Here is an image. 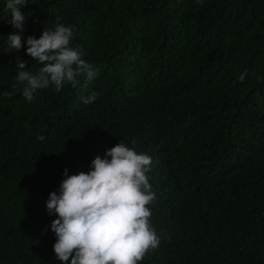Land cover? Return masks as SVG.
Instances as JSON below:
<instances>
[{
    "label": "trees",
    "instance_id": "16d2710c",
    "mask_svg": "<svg viewBox=\"0 0 264 264\" xmlns=\"http://www.w3.org/2000/svg\"><path fill=\"white\" fill-rule=\"evenodd\" d=\"M4 5L0 264H61L49 193L65 169L87 173L120 142L153 160L148 207L161 242L138 264H264V0H28L21 35L71 25L97 71L32 101L19 85L3 95L17 57L23 70L42 66L26 46L6 51L16 30Z\"/></svg>",
    "mask_w": 264,
    "mask_h": 264
},
{
    "label": "clouds",
    "instance_id": "9594fccd",
    "mask_svg": "<svg viewBox=\"0 0 264 264\" xmlns=\"http://www.w3.org/2000/svg\"><path fill=\"white\" fill-rule=\"evenodd\" d=\"M27 4L28 0H5L4 11L10 17L6 21L16 30L6 39V51L18 53L26 46V55L42 66L35 72L23 70L26 62L17 57V83L3 95H15L19 85L25 99L32 101L39 89L54 86L58 93L65 84L75 87L80 76L95 79L97 71L84 59L87 53L72 44L73 26L56 23L54 28H43L39 39L21 35L25 31L21 9ZM97 96L92 92L82 102L92 103ZM152 164L149 155L120 142L107 149L103 158L97 155L87 173L68 175L64 170L59 193L50 192L46 201L49 215L57 217L50 228L56 237L53 251L61 264H138L150 249L158 248L161 241L148 207L156 199L148 175Z\"/></svg>",
    "mask_w": 264,
    "mask_h": 264
}]
</instances>
